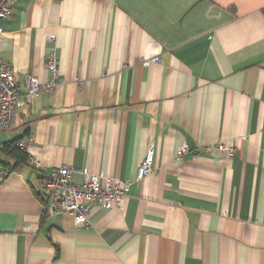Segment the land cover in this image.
<instances>
[{
	"label": "crops",
	"instance_id": "0c3cea01",
	"mask_svg": "<svg viewBox=\"0 0 264 264\" xmlns=\"http://www.w3.org/2000/svg\"><path fill=\"white\" fill-rule=\"evenodd\" d=\"M0 25L20 98L60 63L0 130V264H264V0H18ZM61 166L131 181L123 210L57 213Z\"/></svg>",
	"mask_w": 264,
	"mask_h": 264
},
{
	"label": "built area",
	"instance_id": "2783aa9c",
	"mask_svg": "<svg viewBox=\"0 0 264 264\" xmlns=\"http://www.w3.org/2000/svg\"><path fill=\"white\" fill-rule=\"evenodd\" d=\"M18 0H2L0 2V22L8 19L13 10L14 4ZM3 29L0 25V35ZM55 41V37H50ZM158 57L142 60V65L148 67L151 63L159 62ZM59 59L54 51L49 52L46 59V70L51 75V81L40 84L36 78L27 77L25 80L26 93L22 98L35 99L41 93H51L59 79ZM16 79L10 66L0 61V130L10 127L14 119V112L22 104V98L16 93ZM31 145V142L27 143ZM20 149H25L26 144L19 142L16 145ZM217 150L230 157L232 150L224 144H218ZM189 153L187 146H181L176 150L175 160L180 161ZM37 167L38 164H33ZM154 172L153 154L149 152L147 156L138 164L135 180L141 181ZM72 169L61 166L48 174L43 182L42 189L44 198L50 202L57 213H68L73 217L75 225L84 226L87 223L89 211L92 206L97 205L104 209H116L122 211L124 202L129 194L131 181L122 182L98 174L84 172L83 182L74 184L70 177Z\"/></svg>",
	"mask_w": 264,
	"mask_h": 264
},
{
	"label": "trees",
	"instance_id": "16d2710c",
	"mask_svg": "<svg viewBox=\"0 0 264 264\" xmlns=\"http://www.w3.org/2000/svg\"><path fill=\"white\" fill-rule=\"evenodd\" d=\"M2 0H0L1 2ZM19 141V140H18ZM18 141L16 142H12L9 144H3L2 146V151L8 155H10V157H14L17 159V161H21V162H25V156L23 154L24 151L19 150L16 147V144L19 143Z\"/></svg>",
	"mask_w": 264,
	"mask_h": 264
}]
</instances>
